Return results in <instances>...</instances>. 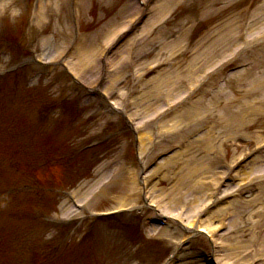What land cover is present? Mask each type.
<instances>
[{
	"label": "rangeland",
	"instance_id": "obj_1",
	"mask_svg": "<svg viewBox=\"0 0 264 264\" xmlns=\"http://www.w3.org/2000/svg\"><path fill=\"white\" fill-rule=\"evenodd\" d=\"M56 1H49L45 12L42 11L45 19L40 20L36 16L35 8L38 0H4L3 5L5 6L0 7L4 8L6 13L10 12L12 8L22 10V15L15 23L9 20L7 14L0 17V36L18 44L17 48L12 49L15 55L19 54L20 57H24V55L29 56L33 52L39 53L40 50H47L52 57L57 53L65 52V47H68L71 41H73V54L79 46L83 49V43L88 51H97L107 39L105 35L109 33L110 29L116 28L117 25L121 26L127 17L134 14L133 8L136 6L134 0H73L72 6L74 4L78 21L76 31L72 30L71 33L70 20L65 15V11L62 10L61 13H58ZM57 2L62 3V0ZM162 8L168 10L167 17H165ZM158 16L163 18L164 20L161 21L164 22L153 25ZM152 18L147 23V32L144 27L137 34L139 40L135 43L136 50H127L129 49L127 45L133 40L130 39L127 41V45L122 47L123 49L118 50L110 57L113 62L118 54L125 55L127 51H130L128 52L129 62L122 68L123 79L115 90L108 89L106 92L113 94L111 99L115 103H119L120 107L132 105L129 109L124 106L131 114H134L133 110L136 107L133 98L142 91L139 89L143 80L130 83L132 80L127 78L130 71L135 69L142 71L145 67L159 64L160 67L157 65L159 68L153 71L150 76L153 77V81L158 78L162 82H167L172 77L166 83L167 91L174 90V92L181 91L183 93L187 88L189 89L197 83V78L195 81L193 80L197 75L202 77L216 64L230 57L245 40L261 37L260 41H255V46L252 45L246 50L233 66L214 75L199 89L197 93L199 98L193 99L185 105V110H182L190 115V125H187L188 122L182 123L181 119L184 114L180 111V113H172L162 118L163 125L159 121L148 127L150 133L157 137L164 135V130L173 127L175 123H181L187 127L183 131L185 132L184 137H187L188 140L198 139L202 136L201 131L212 129L215 133L212 142L216 149L206 159H209L208 162L213 167L215 166L216 172L222 173L224 164H231L247 149L253 146L258 147L264 141V0H159L153 3ZM143 33H146L145 36ZM5 48L6 44L0 42L1 67L4 66L3 63L7 59L9 64L13 62L11 57L13 52H9ZM65 56L66 60L62 62L63 64L67 62L66 64L71 66L70 63H76L74 55L70 56L65 53ZM237 65L247 66L246 70L238 72L236 76L229 74L228 71ZM53 71L56 73V77L43 78V81L49 85L50 93L53 96L59 94L69 96L70 88L62 79L65 76L62 75L61 68L56 67ZM190 72L194 77L189 76ZM111 75L112 73L108 75L109 79ZM91 77L93 79L90 80L93 82L90 87H93L98 72L97 77H95V71ZM84 80L88 83L86 79ZM145 85L150 88L149 82H145ZM64 86L66 88L62 89ZM171 96H174L173 93ZM168 97L167 93L162 95V99ZM11 98L14 101H8ZM17 101L18 99L9 93L1 94L0 106H3L5 114L13 115L12 119L15 121L8 131H3V123L0 118L2 187H7L8 184L9 187H12L14 182H26L30 183L37 191L51 190V195L48 192L46 194L48 197L55 198V206L48 204L42 207V204L35 203L31 195L15 196L9 190L8 196L12 195L9 201L13 204L0 200V264H19L13 259V254L9 252L10 244L23 241L26 234H31L33 238L37 239L35 241H42V236H47L42 229L38 230L29 223H24L23 218H14L13 211L17 213L21 207L33 210L35 206H39L43 214L53 211L62 213L61 203L65 201L64 192L67 191L76 193L82 200L85 199L89 195V190L94 187L98 179L102 178V175L97 173L98 169L109 154L112 156L117 153L119 142L123 140L128 141L130 145L127 152H124L122 161L127 166L126 168H129L128 170L133 171V168H136L140 171L138 153L133 144L138 135L134 137V133L127 134V125L119 132L109 125L102 130V134L105 133L106 136L98 138L99 135L94 134L97 128V120L94 118H87L84 123H81L82 120H80L76 125L71 126L67 118L61 116L62 114L54 113L52 114L54 116L52 123L47 125L45 120L34 122L23 114L14 113L12 106ZM248 102L252 105L253 114L243 108ZM196 108L201 109L203 117L194 118L191 115V110ZM38 109V105L34 103L27 113L34 115ZM89 112L90 110L87 108L84 113L86 117H89L90 113V117L93 116L92 112ZM67 113L71 118L72 112L67 111ZM233 114H240L237 117L244 118H242L241 126L235 124L236 118ZM131 123L133 120L129 121V126ZM116 133L117 136L114 139ZM153 134H150L151 140H153ZM108 137L109 139L102 142L103 145L99 148L82 152L84 146L99 143ZM228 137L235 138L233 148H229L227 145V141H231ZM183 139L181 141L184 143V147L176 146L177 142L170 143L162 149L158 148L150 157V161L174 145L184 153L187 145L191 142H185ZM172 140L171 137L165 139L163 143L167 144ZM138 141L142 146L148 142L142 141L140 138ZM151 145L153 143L147 144V147ZM198 156L201 158L203 153H199ZM260 161L264 162L263 154L260 156ZM166 170H160L159 174L149 178L151 181L148 186L150 189L152 188L149 200L146 199V196L141 198L139 190L141 185H136L131 172L126 171L125 175L127 174V176H123L122 180L109 186L92 204L91 212L126 208L131 209V216L127 213L124 216L112 218L106 223L97 222L93 237L89 238L83 246L79 245V241L84 237L91 222L84 218L80 219L65 231L63 230L64 236L69 239L70 243L59 254L51 252L44 254L43 260L38 256L37 264H161L168 253L174 249L175 241L173 239L176 238V235L170 231L162 230L161 227H157L158 229L152 232L153 229L149 224L151 218L155 215L165 218L160 214L177 217L185 227L195 221L192 225H195L193 229H198L197 227L203 226L208 218L220 211H222L221 218H219L217 228L213 233L182 235L183 239H187V241H184L178 258L171 264H204L205 260L212 257L219 258L218 264H226L224 263L226 245L228 241H235L236 238L242 242V246H246L240 253L250 260L248 264H264V261L260 259L261 256H264V246L261 244L264 242L263 210H261L262 214L254 213L252 206L245 202L249 201L247 199L251 195L257 194L259 182L239 190L236 193L237 199L232 202L224 200V195L223 202L210 197L214 186L204 183L206 198H203L197 207L190 209L186 206L180 207L181 205H169L168 199L171 198L161 196L175 180L171 178L163 180L155 191L154 185L159 182L157 179L161 177V173H166ZM176 170L175 166L172 172ZM254 172L255 174L259 172V175L264 172L263 165L261 167L257 165ZM241 175L242 173L235 178L239 180ZM261 181L260 185L263 184L264 187V178ZM232 186L233 184L229 183L227 187L231 188ZM2 187L0 186V188ZM263 187L262 189H264ZM262 189H260L262 194L258 198L259 200L264 198ZM247 191L251 195H245ZM45 192L40 197L45 196ZM85 194L86 196H82ZM242 195L246 197H241ZM145 201L147 204L148 201L153 203L155 208L151 209L145 206ZM234 201L237 205H233ZM255 206H259V204ZM263 207L264 204L260 208ZM234 212L242 213L243 221L250 219L257 225L256 241H250L252 238L250 232L244 236L241 234V237L236 232L227 234L229 232L227 227L231 226L226 223H231ZM163 220L173 228L177 227L181 231L187 232L180 223L177 224L170 219ZM130 221L136 227L138 223L140 224L143 234L149 239L146 244L142 245L139 235L124 227V224ZM170 230L172 231V228ZM204 230L207 231L206 228ZM165 233L171 237L166 238ZM53 248L54 245L47 251Z\"/></svg>",
	"mask_w": 264,
	"mask_h": 264
},
{
	"label": "bare ground",
	"instance_id": "obj_2",
	"mask_svg": "<svg viewBox=\"0 0 264 264\" xmlns=\"http://www.w3.org/2000/svg\"><path fill=\"white\" fill-rule=\"evenodd\" d=\"M49 3H50L49 0H41L39 2V4L41 5V8L43 7L42 9L44 12L46 10L45 7H47L49 5ZM2 4H4V1H0V6H2ZM56 8H57V11L59 13V9H58L59 7H58L57 3H56ZM162 9H163L165 17H167L169 14L168 10L166 8H162ZM166 11H167V13H165ZM38 14L40 16V20L45 19V18H43L44 17L43 12L42 13L39 12ZM162 19L163 18L158 16L156 22H154L153 25L159 24V23L162 24L164 22V21H161ZM117 28H119L118 25L116 26V28L112 27L110 29L109 33L105 36H107V38H108L109 36H111V34H113V32ZM147 30L148 29L146 27L145 32H147ZM145 34L146 33H143L144 36H145ZM138 40H139V38L135 37L128 44L129 48L132 49L133 51L136 50L135 43ZM95 54H96V50H92L91 52L88 51V49L85 47L84 43H83V49L79 46L78 48H76V52L74 54V59L76 58V63L74 64L75 70L78 72V75L80 77L86 79L87 81H90V79H92L91 74H93L95 71V67H96ZM127 63H128V60L124 57L123 53L117 55V57L115 58V61H114L113 70L111 71L112 75L109 79V83L107 86L109 90H115L116 86H118L119 82L123 79L122 68H123V66L125 67L127 65ZM138 75L142 76L143 74L139 73ZM189 76L194 77V75L191 72L189 73ZM198 77H199V75H197L193 80L195 81L196 78H198ZM170 79H168V81ZM167 82H162L158 78H156L153 81V77H152L149 80L150 88H148V85H146L145 91L143 92V94L136 98L137 99L136 100L137 107L135 110V114L137 113L138 115H142L143 118L151 117V115L153 113L158 112V110H160V108L163 104V100H164V99H162L163 94L167 93V95L169 96L168 98H170L172 100L174 98L176 100V97H179L182 94L181 91H179V92H174V90L173 91H167L168 90V89H166V83ZM158 90H159V92H158ZM172 93L174 96H171ZM243 108H245L247 111H249L250 114H253L252 105L249 102ZM191 111H192L191 115L194 118L203 117L200 108L192 109ZM182 114H184L182 119H181L182 123L188 122L187 125H190V120H191L190 115L188 113H186V111H183ZM240 114H233V116H235V118H236L235 124L237 126H241L243 119H244L242 116L241 117L243 119L240 118L239 116L237 117V115H240ZM239 119H240V121H239ZM250 123H251V121H250ZM140 127L143 130V132L141 134V140L142 141L144 140L145 142L148 141L146 144L143 145L144 151L141 152V155L143 156L142 162H144V163H145V161H148V159H147L148 155H150V156L154 155L155 151L158 150V148L162 149L165 146H168V144H170V143L174 144L173 142H177L176 146L184 147V143L181 141L183 138H184L183 141L191 142L187 145V148L185 149L186 151L184 153H182L181 151L178 150L169 158H165L162 161V163L158 166V168H156V170L153 171V175H156L157 173H159V171L161 169H167L166 174L163 176V178H161L159 180V182H157L154 185V189H155V191H157L156 190L157 186L159 184H161V182L163 180H167V179L171 178V179L175 180V183L172 186H170V188L167 191H165L166 193L164 192V195H161L164 197H170L171 198L170 199L171 201L169 200V202H168L169 205H175V206L181 205L180 207L184 208L186 206L190 209L197 207L198 204H200V202H202V199L206 196V193H205L206 188L204 187V183L209 182L211 184H215V183H217L218 178H219V176H218L219 174L216 172L215 166L213 167V165L208 162L209 159H206L216 149L214 142H212V137H214V135H215L213 130L211 129L210 131H207L200 138L193 141V140H188L187 137H184L185 132L183 130H185L187 127L181 125V123L180 124L175 123V125L173 127L167 128L166 131L164 130V135H159L157 137L155 136V138L153 137V140H151V135H150L151 133H150L149 128L145 125L142 126V124ZM171 137L173 138L172 141H170L167 144L163 143V141H165V139L167 140L168 138H171ZM228 139H231V141H227V142L232 143L235 138L234 137H228ZM205 141H206V143H205ZM149 143H153V145H151L150 147H147V144H149ZM168 150H171V149H168ZM199 153L200 154L203 153V156L201 158H198ZM175 166L177 167V170L175 172H172V169ZM252 168H253V165H250L246 169L243 170L242 176L240 177V180L238 183V186L243 187L246 184L250 185L252 183L259 182V185L257 184V186H258L257 194L255 196H252L254 198H249L248 199L249 201H245V202H246V204H249L250 206H252V208H253L252 211L254 213L262 214L261 210H263V216H264V207L260 208L264 204V201L262 202V200H264V198L262 200L258 199L262 194L260 189H262L263 184L260 185L259 174L255 175V172H254L255 170H252ZM249 170H251V172ZM257 173H259V172H257ZM260 176L262 178H264V174L261 173ZM103 178L104 177L102 176V178L98 179V182H100ZM98 182H96V184H98ZM209 183H208V185H209ZM262 190H264V189H262ZM262 192H264V191H262ZM161 194H163V193H161ZM82 196H86V194L82 195ZM80 199L82 200V198H80ZM251 199H253V200H251ZM259 201H260V203H259ZM182 204H184V206H182ZM234 204H236V202H233V205ZM256 204H259V206H255ZM221 214H222V211H220V213H216V214L212 215V217L208 218V220L205 222L204 225L202 224L203 226H201L200 230H198V231H201L203 233L204 232L213 233L217 228V222H219V218H221ZM233 214H234V216H233L234 218L231 221V227L229 229V232H227V234H231L232 232H236L237 235L238 236L240 235V237H241V234H243L242 236H244L247 232H250V234L252 236L250 241H256V234H257V229H258L257 225L255 223H253V221H251L250 219L243 221L242 220V217H243L242 213L237 214L234 212ZM194 223H195V221H193L189 225L188 228L190 230L193 229L192 225ZM205 228L207 229V231L204 230ZM225 236H226V234H225ZM235 241H228L226 248H225V252H224L225 256H226L224 263L229 264L230 262H232L231 264H248L250 262V260L243 257L244 255L242 253H240V251L245 249L246 246L245 247L242 246V242H239L238 238H236ZM261 244L264 246V242H262ZM245 252H247V251H245ZM245 252H243V253H245ZM260 259L262 261H264V256H261ZM218 260H219V258L215 259V260H211L210 262H211V264H216Z\"/></svg>",
	"mask_w": 264,
	"mask_h": 264
},
{
	"label": "clouds",
	"instance_id": "obj_3",
	"mask_svg": "<svg viewBox=\"0 0 264 264\" xmlns=\"http://www.w3.org/2000/svg\"><path fill=\"white\" fill-rule=\"evenodd\" d=\"M7 14L11 22L15 23L19 17L22 15V10L19 8H12L10 12L5 11L4 8H0V17Z\"/></svg>",
	"mask_w": 264,
	"mask_h": 264
}]
</instances>
